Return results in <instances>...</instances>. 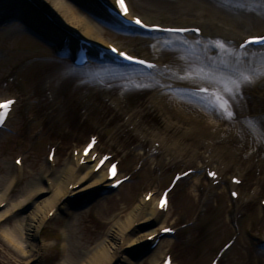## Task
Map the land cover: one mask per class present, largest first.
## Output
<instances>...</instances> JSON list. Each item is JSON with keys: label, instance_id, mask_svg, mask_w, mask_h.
Masks as SVG:
<instances>
[{"label": "rangeland", "instance_id": "374dc122", "mask_svg": "<svg viewBox=\"0 0 264 264\" xmlns=\"http://www.w3.org/2000/svg\"><path fill=\"white\" fill-rule=\"evenodd\" d=\"M140 1L135 0V10L142 13L146 8L145 14L150 15L148 7ZM41 3L38 6L45 14H54L50 10L52 0ZM197 3L200 5L193 4L192 0L157 1L156 5L162 8L158 15L152 16L163 17V21H158L165 25H197L208 19L217 23V29L208 26L209 31L216 33L220 25L231 26L232 38L227 41L216 33L215 38L168 35L151 41L112 23L110 27L102 28L104 40L135 53L141 52V42L152 52L153 44L160 41L161 45H158L161 47L157 48L161 49L157 55L165 65L154 74L141 68L130 70L108 59H98L96 53L87 65L76 68L73 65L76 50H64L62 41L35 31V25L22 19L15 20L13 16L0 18V99L14 97L17 100L15 111L5 128L0 130V190H3L2 184L6 185L18 176L11 192L24 197L30 188L29 183L37 181L40 176L36 174L37 170L42 172L41 184L52 186L49 181L53 180L61 165L77 157L76 152L92 136H97L99 142L97 153L111 154L114 159H119L122 173L128 180L117 192L97 191L93 197H85L79 209L72 210L74 215L41 228L37 234V258L34 261L26 260L0 230V264H60L56 246L61 248L58 239L65 228L71 232L75 250L80 245L92 248L89 241L95 244L98 232L108 228L105 222L111 212L125 204L140 202L148 189L155 188L156 195H159L170 185L174 173L188 168L195 170L193 175L179 181L170 191L172 210L165 224L176 230L168 250L174 261L178 264H211L217 259V264H264V212L259 209L264 198V163L261 162L264 159V127L259 123L264 119V64L256 60L257 56L255 61L245 60L242 70L251 75L255 83L244 87L242 98L232 101L236 113L233 120L208 107L206 97L211 94L199 97L188 91L190 85L203 83L223 93L222 83L210 81L192 71L206 69L223 59L215 41L221 40L228 49L236 50L237 41L233 36L241 37L252 30L251 20L245 17L236 23L229 15V20L224 22L221 17L229 13L223 12L226 5L222 2ZM89 23L93 21L89 19ZM83 28L81 26L77 31L68 28L64 42L69 34L81 36ZM261 52L264 48L251 55ZM181 68L184 69L183 82L176 78V71ZM228 73L225 69L222 72L225 77ZM227 82L225 79L224 83ZM184 84H189L183 88L186 90H182ZM157 90L164 93L163 99L173 98L175 108L184 111L187 117H196L202 125L209 120L217 124L216 142L212 143L218 150L226 149L236 155V148L241 144L240 136L253 132L257 138L253 143L257 144L254 147L257 148L256 157L239 154L235 156V163L229 162L231 157H225L223 166L229 163L232 169L221 170L220 184L214 185L209 179L210 183L206 168L220 169L217 163L207 161L214 153L208 149L210 135L200 136L195 128L191 133L194 121L182 123L173 116L166 119L164 110L154 104L155 97L160 95ZM247 118L250 119L248 124L245 122ZM163 139L172 150L162 145ZM48 151L54 153V163L48 161ZM16 157L22 158L24 166L15 162ZM237 167H241L240 171L236 170ZM232 175L241 176L245 185H232ZM197 176L201 179L196 197L191 186ZM231 189L240 191L241 197L233 199ZM256 190L258 196L253 193ZM99 195L103 198L100 199ZM106 200L109 210L99 206ZM86 204L88 209H84ZM6 223L7 228L12 229L15 220L11 218ZM69 223L73 224L70 229ZM159 226L160 222L153 228ZM231 240L232 244L224 249ZM83 248L77 251V258L85 253ZM145 264L150 263L146 261Z\"/></svg>", "mask_w": 264, "mask_h": 264}, {"label": "bare ground", "instance_id": "6f19581e", "mask_svg": "<svg viewBox=\"0 0 264 264\" xmlns=\"http://www.w3.org/2000/svg\"><path fill=\"white\" fill-rule=\"evenodd\" d=\"M157 1L161 0L140 1L141 4L143 3L146 7H148L147 10L149 9L148 11L150 12V15H147L144 11L146 10V8L142 11V13L135 10V0H125V4L129 9V15L126 19L135 20L136 18H139L144 24H147L149 26L159 25L161 28H165L166 26L168 28L184 27V25L176 24L165 25L164 23H160L158 21L159 19L162 20L163 17H153L152 14L154 16L158 15L160 9L162 8L159 5H156ZM200 1L202 2L210 0H192V3L195 5H200V3H197ZM216 1L222 2L226 5V7H224L225 10L223 9V12L229 14L226 16L227 18L221 17L224 22L228 21V17L230 18V16L232 17V21L236 20V23L237 21H241L240 19L243 20L244 17L251 20L252 30H250L248 34L244 33L241 37L240 35H234L233 38L237 41L236 50L246 51L248 53L247 57L245 58L246 61H255L256 56V60L260 61L259 54H255L254 56H252L251 53H254L255 50H263L264 46L254 44L249 45L246 50H240L239 45L244 43L248 38L252 36L264 35V4L261 3V0ZM41 2H43V0H0V18L13 16L15 17V20L19 18L30 25H35V31H41L48 38H56V40L62 41V46L65 47L64 50H76V54L78 55H80V52L82 51L81 53L83 55L78 56L80 57V63H83L84 60L89 58V61L85 65H87L91 61L94 53L98 54L99 51L103 53V55H105V59H109L114 63V57H117V59H119L118 52L123 49L119 45H117L118 52L113 54L110 50L114 47L113 45H116V43L104 40L103 36L101 35V31L103 32L102 28L106 29V27H110L111 23L115 24L122 30L130 31L132 35H144L151 41H154V39L158 40L160 38L164 39L168 35H172L177 38L189 36H196L198 38L208 36L209 38H215L216 33L221 34V37L225 38L228 41V39L232 38L231 36L233 35L230 30L231 26L227 27V25L218 26L219 32L215 33L213 31H209L207 29L208 26L210 28L215 27L217 29V23H214L208 19L205 21H200V23H198L197 25L189 24L185 26L189 27L190 29L194 27L199 28L200 32L197 34L191 31L188 33L185 32L184 34H169L167 32L152 31L150 30V28H139L134 25L131 26L132 30H130L129 25L121 22V15L118 14L116 0H52V7L50 8V10H52L54 14H45L43 8L39 7L42 4ZM228 8L230 9V11L228 10ZM89 19L92 20L93 23H89ZM232 21L231 23L233 24ZM44 23L45 26L43 25ZM80 25L84 27V32L82 31V33H80L81 36H72V34H69L68 39H66V41L64 42L65 33L68 31V28L73 29V31H77V28H81ZM98 38L99 40H97ZM84 41H86V43ZM158 42L160 43V41ZM142 43L143 42H141V52L135 53V51L133 50L124 48V53L137 59H144L147 63L154 64L156 65V67L149 68L147 66V63L144 66L141 64L136 65L133 64L132 61H128L125 59L124 61L127 64L123 66L130 70L133 68H141L144 69V71H147L148 69L151 73L154 74L158 71L159 68H162L165 65L164 62H161V56L157 55V52H159L161 49L157 47L161 46L158 45L159 43H154L153 47L151 48V52L150 50L145 49L146 47L144 48V44ZM225 45L227 46V44ZM86 47L88 53H86L85 51ZM82 48H84L85 50ZM220 51L222 55H224L222 60H227L230 63H234V58L232 57L231 52H225L221 49ZM73 65L76 68H79L76 63H73ZM181 69L176 71V78L178 81L183 82V80H185L184 74H182L184 69ZM225 71H229L230 73L231 70L225 69ZM193 72L202 77L204 76L199 70L192 71V73ZM188 85L189 84H186L187 87ZM182 86H185V84L181 85V87ZM186 86L182 87V90H186L183 89L187 88ZM190 86L191 87H188V91H190L195 96L206 97L214 92V90H212L210 86L203 83ZM201 87H208L210 91L208 93H200L199 89ZM159 92L160 91L157 90V93ZM163 95L164 93H161L160 95L156 96L154 100L157 101H155L156 103L154 104L165 111L162 112L166 113L164 114L166 119L169 120L173 116L175 118H178L182 123H186V121L188 123L194 121V125L190 127L191 133L194 132L193 130L195 128L197 129V132L200 136H202L203 134H206L207 136L210 135V143L208 149L212 150L214 153L208 156L209 159H207V161L210 163H217L219 165L220 169H217V172L220 176H222L223 174L222 171L232 169L230 168L229 163L223 166V164H225V157H231V161L229 162L232 163H235V160L238 157L237 155L239 154L245 157H256L257 148L254 149V147L257 146V144L254 145L253 143L257 141V138L253 135V132L249 131L243 133L240 136L241 139L238 140L239 142H241V144L236 148V155L226 149L218 150L215 147L216 145L212 143L216 142L215 134H217V124L213 123L212 120H209L206 125H202V122L196 119V117H187L184 111L175 108L176 103H173L175 101L172 100L173 98H169L170 100L167 101V97L166 100L162 98ZM7 99L8 97L0 99V101H2L1 104L8 103V101H6ZM16 104L17 102L13 104L12 111L7 115L8 118L6 120H9L11 114L15 111ZM249 121L250 119L247 118L245 122L248 124ZM212 134L215 136H212ZM164 141L165 140L163 139L162 145L169 150H172V148L169 145L165 144ZM98 144L99 142H97L92 149H89L88 147L87 154H85L86 150L85 152H82L84 148L83 147L82 149H80V151L76 152V154H78L77 157H72L69 162L61 165L60 170L53 177V180L49 181L52 186L47 185V183H44L43 185L41 184L39 180L41 179L40 176H42L41 170H37L36 174L40 176L39 178H37V181L29 183L30 188H28V191L25 193L26 195L24 197H19L18 195H15V193L11 192L13 187L15 186L14 184L15 179H17L18 177L17 175L15 179L10 180V182L6 183V185L2 184L3 190H0V230H2V234L6 238L8 243L17 248L21 255L25 256L26 260L34 261L37 258V234L41 228H45L48 223H55L63 217L64 219L67 218L66 216L70 217L74 213L72 212V210H78L79 206L85 202V197L89 195H92L93 197L95 192L97 191L103 192L104 190H107L108 192H117V190L119 191L121 187H123V185L127 183L128 180H125L123 182L121 181V178L125 177V175L122 173L119 159H114L113 155L109 156L107 154L104 155V153H96ZM93 153L96 154L95 157L93 156ZM105 156L110 157V160L105 161V164L98 168L100 160ZM47 158L50 162L54 163L56 161L54 157L51 159L49 158V153H47ZM261 162L264 163V159ZM112 164L116 165L115 177H112L109 174V168ZM20 166L22 167L24 166V164L22 163ZM239 168L241 167H237L236 170L240 171ZM188 170H191V172L185 176L184 172ZM194 171V169L188 168L184 171L179 172V174H183L184 177L180 178L176 182V184L186 177L193 175ZM45 177H47V175ZM207 178L209 180L208 176ZM200 179L201 177L197 176V181L191 186V191L196 197L199 195L197 184L199 183ZM118 181H121L122 183L117 188H113L112 184ZM209 182L211 183L210 180ZM176 184L174 185L173 189L175 188ZM218 184H220V182ZM242 185H245V182H243ZM156 187L158 188V186ZM164 189H167V187ZM164 189L161 190L160 194L164 192ZM155 190V188L148 189L140 202H136L134 204H125L124 206H120V208H118V210H115L113 213L111 212L110 215H112H109V220L106 219L105 222L106 224H108V228L105 227V230H100L98 232L99 234L95 244L94 242L92 243L89 241V244H92L93 246L92 248H88V246L83 248L80 245L77 246L75 250L71 232H67L66 228L62 230V232H60L61 236L58 239V242L61 240V248H59V246H56L58 256L60 257V259H58V262L61 260L60 264H145V262L148 261V263L150 264H166L165 261L170 260V264H178L172 258V254L168 253V250L172 245V235H175L176 232L169 233L162 230L163 228L171 227L165 225L166 219L172 210L171 193L170 191L167 192L166 209L159 208L158 204L160 203L161 196L160 194L156 195ZM256 191L258 196L259 192L258 190ZM148 195L150 196V198H148ZM249 195L250 194L248 193L247 197ZM99 197L100 199L103 198L102 195H99ZM240 197L241 195L239 194L238 198ZM263 199L264 198L261 199V202ZM99 206H102V208L105 210L110 209L107 200L106 202L103 201V203ZM88 208V205L84 207V209ZM259 209L260 211L264 212V205L262 203L260 204ZM11 218L15 220V223L12 229H9L7 228L8 223H6V221ZM159 222L160 226L158 228H153ZM67 226L70 229L72 228L73 224L69 223ZM149 236L154 237V239H148ZM79 248H83L82 251L84 250L85 253L81 255L80 258H77V256L79 255V252H77L78 250H80Z\"/></svg>", "mask_w": 264, "mask_h": 264}, {"label": "snow or ice", "instance_id": "6c2138e0", "mask_svg": "<svg viewBox=\"0 0 264 264\" xmlns=\"http://www.w3.org/2000/svg\"><path fill=\"white\" fill-rule=\"evenodd\" d=\"M261 3L264 4V0H261ZM116 6L118 8V14L121 15V22L125 23L130 26H137L139 28H145L152 31H161V32H167V33H185V32H194L199 33V28L189 29V28H161L159 25H152L149 26L147 24H144L139 18H136L135 20H127L126 18L129 15V9L125 4V0H116ZM169 43H172L169 41ZM181 43L186 44L187 41H182ZM216 46L225 51V52H231L232 57L234 58V63H230L227 60H221L218 63H215L214 65L208 66L206 69L202 68L200 69L201 73L205 76V78L209 79L210 81H215L216 83H222L223 84V93L219 91L212 92L210 97H206L207 105L210 109H213L215 111H218L221 115L226 116L229 120L235 119L236 113L233 109L232 101L236 100L238 98H242L244 93L243 89L247 85L255 83V80L252 78L251 75L246 74L245 71L242 70V67L245 63V58L247 57L248 53L246 51H239V50H230L226 47L225 43L221 40L215 41ZM259 44L261 46H264V35L261 36H252L248 38L244 43L239 45L240 50H246L249 45ZM112 52L117 53L116 48L111 49ZM118 55L120 57H123L125 60L133 61L137 64L144 65L147 62L144 59H137L133 56L127 55L124 52H118ZM260 62L261 64H264V52H261L259 54ZM147 66L149 68H155L156 65L147 63ZM224 69H230V73L227 77H225L222 72ZM225 79H227V83H224ZM210 90L208 87H201L199 89L200 93H208ZM12 102L9 101L6 104L0 105V108H7L9 104ZM6 118L5 112H0V125L4 124ZM259 123L261 127H264V119H260ZM96 143L95 138H93L92 143L89 145V149ZM87 149L85 154H87ZM110 157H103L98 165V168L105 164V161H109ZM17 163H20V161H17ZM109 174L112 177L116 176V165L112 164L109 168ZM188 173H185L187 175ZM208 175L215 177L214 172H209ZM179 179V177L177 178ZM239 183V181H236ZM122 183L121 181L117 182ZM233 195H237L236 193H233ZM167 193H164V197L161 198L160 207L165 208L167 207V201H166ZM164 232H170L172 231L170 228H164ZM148 239H154V237L149 236ZM166 264H170V260L166 261Z\"/></svg>", "mask_w": 264, "mask_h": 264}]
</instances>
